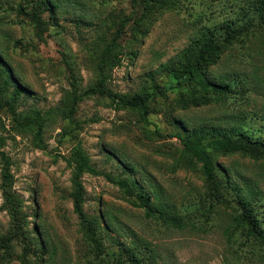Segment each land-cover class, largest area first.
<instances>
[{
    "label": "rangeland",
    "instance_id": "1",
    "mask_svg": "<svg viewBox=\"0 0 264 264\" xmlns=\"http://www.w3.org/2000/svg\"><path fill=\"white\" fill-rule=\"evenodd\" d=\"M70 1L56 11V21L51 20L40 31L18 8L23 5L27 10L28 0H0V55L27 91L18 111L56 106L71 88L70 67L78 77L79 88L93 84L95 56L102 40L109 38L119 20L132 16L134 10L133 0ZM244 4V0H179L174 8L159 9L147 33L137 42L129 40L130 20L119 42L125 52L135 49L136 54L124 53L121 65L110 71L106 85L113 91L132 93L144 86L168 83L172 80L169 72L154 79L147 73L186 47L207 26L213 29L241 13ZM210 69L216 80L219 74L237 70L250 89L221 103L173 108L171 102L177 95L174 89L166 97L150 99L146 121L135 112L115 109L104 96L84 97L71 118L53 114L47 121L45 148L35 147L31 134L18 132L13 118L0 109V135L5 136L1 149L12 160L13 188L27 214L24 228L38 234L46 247L43 259L29 264H85L91 257L70 195L72 170L66 158L77 141L101 172L82 177L83 210L110 232L101 229L106 245H112L113 235L125 246L143 247L147 243L155 249L158 264H222L224 244L217 219L207 223L205 229L190 225L175 229L146 217L141 207L129 201L132 197L126 190L106 177L130 174L151 199L159 193L162 200L174 203L179 210L183 203L203 193L204 183L197 166L175 164L183 153L179 138L169 135L179 128L176 123L193 128L204 124L229 127L237 122L245 130L264 136V43L260 37L250 34L235 41ZM214 160L238 184L257 181L255 188L264 197V157L230 153L217 154ZM123 165L129 166L125 172ZM219 208L226 209L223 205ZM9 226L0 190V235ZM21 249L20 244L14 246L16 254ZM0 264L24 263L17 257L0 259Z\"/></svg>",
    "mask_w": 264,
    "mask_h": 264
},
{
    "label": "trees",
    "instance_id": "2",
    "mask_svg": "<svg viewBox=\"0 0 264 264\" xmlns=\"http://www.w3.org/2000/svg\"><path fill=\"white\" fill-rule=\"evenodd\" d=\"M70 0H28L29 8L18 5L31 23L42 31L51 20L56 21L55 13ZM133 15L121 18L115 31L101 42L95 56V81L88 87H78V77L69 68L71 88L66 90L60 102L47 110L30 107L25 112L17 110L21 97L26 93L7 63L0 55V109H4L18 132L30 133L35 147L45 148L44 129L53 114L62 118H71L77 110V104L84 98L95 94L106 97L115 109H126L137 113L144 121L149 112V101L156 95L165 96L168 91L177 90L171 102L173 108L201 106L211 102L221 103L250 88L246 78L237 70L219 74V80L213 78L211 66L215 65L227 47L248 35L259 36L264 43V0H244V9L233 18L215 26H207L189 44L147 73L154 79L160 73H171L172 80L152 88L142 87L135 92L111 90L106 81L110 71L121 65L124 53L134 56L135 49L123 50L119 39L129 27L130 41H139L148 31L152 17L159 9H170L178 5L179 0H133ZM47 14V17L45 16ZM5 122H2L4 124ZM175 132L183 145V153L175 162L177 166L193 168L201 172L204 190L183 203L177 210L174 203L160 198L159 193L151 199L149 193L133 179L130 174L119 178L106 174V177L120 185L132 197L129 201L144 210L145 216L164 222L170 227L182 230L188 225L194 229H205L206 224L217 219V228L221 231L224 250L221 252L222 264H264V197L257 181L251 180L244 185L233 181L227 170L214 160L217 154L241 153L259 159L264 157V136L245 130L242 123L233 122L229 127L214 124L186 128L176 123ZM179 125V126H178ZM157 132V127L155 128ZM193 141L192 143H190ZM5 145V136L0 135V190L2 207L10 217V226L0 235V259L9 261L19 258L24 264L43 259L46 247L40 237L24 228L27 214L22 210L23 200L16 194L14 174L11 169V157L1 149ZM110 157V155H109ZM71 166L70 192L73 211L77 213L83 235L89 244L90 258L85 264H158V256L147 243L141 247L136 244L125 246L119 238L110 235L112 245L105 244L99 219L87 215L83 210L84 174L98 175L100 170L92 163L89 154L81 142L77 141L66 158ZM129 166L123 165L125 172ZM220 205L226 209L221 210ZM104 230V229H103ZM105 231V230H104ZM110 233L109 231H105ZM22 249L15 253L14 246ZM33 263V262H32Z\"/></svg>",
    "mask_w": 264,
    "mask_h": 264
}]
</instances>
